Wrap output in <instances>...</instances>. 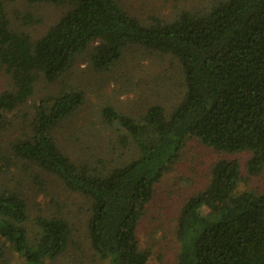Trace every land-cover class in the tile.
Instances as JSON below:
<instances>
[{
    "label": "trees",
    "instance_id": "16d2710c",
    "mask_svg": "<svg viewBox=\"0 0 264 264\" xmlns=\"http://www.w3.org/2000/svg\"><path fill=\"white\" fill-rule=\"evenodd\" d=\"M8 1L0 0V66L14 85L0 92V264L10 255L21 264H49L75 246L68 213H44L41 206L31 216L32 200L18 178L24 171L40 192L45 174L83 198L82 243L92 255L105 264H147L149 250L140 247L136 228L188 138L250 156L244 176L238 158L216 160L204 187L182 204L175 264H264V0H207L200 9L147 21L118 0H26L61 8L36 37L30 28L39 18L27 11L25 22L13 26ZM89 45L96 71L113 67L129 45L171 55L181 76L177 102L169 108L153 102L137 116L104 106L102 120L116 126V145L128 149L109 164L73 157L56 139V127L84 102V92L71 86L35 101L28 131L7 139L11 113L27 105L37 78L57 79ZM247 177H261L262 188H240Z\"/></svg>",
    "mask_w": 264,
    "mask_h": 264
},
{
    "label": "rangeland",
    "instance_id": "374dc122",
    "mask_svg": "<svg viewBox=\"0 0 264 264\" xmlns=\"http://www.w3.org/2000/svg\"><path fill=\"white\" fill-rule=\"evenodd\" d=\"M130 14L142 21L152 15L171 17L181 8H199L207 0H118ZM6 13L13 26H20L25 19L24 12L33 13L38 22L30 28L33 35H41L61 13V8L52 4H30L26 0H9ZM202 8V7H201ZM200 9V8H199ZM89 45L76 57L70 68L53 81L43 76L34 84L33 96L26 106H18L12 111L13 124L3 132L7 139L21 136L28 131L27 111L33 112L34 102L40 97L58 94L60 90L74 87L84 92V102L55 129L58 143L73 157H85L102 161L97 164H109L123 160L128 149L116 145L115 125L102 120L101 110L109 105L130 115H139L153 102L169 108L182 93L181 76L176 60L171 55L148 51L137 45H129L122 58L106 71H96L90 67ZM13 81L0 66V92L13 88ZM28 121V120H27ZM114 142V144H113ZM74 152H72V150ZM250 153L242 152L234 156L219 153L196 138H188L179 153L175 165L169 169L155 185L152 200L147 204L140 218L136 234L141 248L149 250L147 264H175L178 243L175 230L177 217L182 204L192 194L204 187L209 179V169L218 159L238 158L242 176L246 174L245 163ZM46 189L33 184L31 176L24 171L18 178L24 180L21 187L27 188L26 194L32 200L31 216L41 213V206L50 213H68L74 223L75 246L49 264H105L92 255L88 244L82 240L87 234V204L83 198L68 189L51 176L43 174ZM1 182V180H0ZM240 188H262L261 177H251L240 181ZM34 202V203H33ZM77 244V245H76ZM8 258L4 264H21L19 258ZM17 260V262H15Z\"/></svg>",
    "mask_w": 264,
    "mask_h": 264
}]
</instances>
